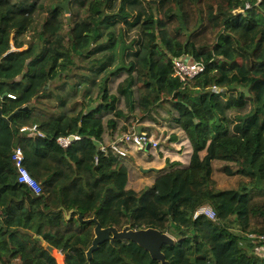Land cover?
Masks as SVG:
<instances>
[{"label": "trees", "instance_id": "trees-1", "mask_svg": "<svg viewBox=\"0 0 264 264\" xmlns=\"http://www.w3.org/2000/svg\"><path fill=\"white\" fill-rule=\"evenodd\" d=\"M64 2L0 0V264H164L126 239L89 259L79 212L176 232L170 264H264V0ZM175 58L204 70L182 80ZM135 131L158 145L118 140Z\"/></svg>", "mask_w": 264, "mask_h": 264}, {"label": "built area", "instance_id": "built-area-1", "mask_svg": "<svg viewBox=\"0 0 264 264\" xmlns=\"http://www.w3.org/2000/svg\"><path fill=\"white\" fill-rule=\"evenodd\" d=\"M174 65H175V70L176 73L180 76L182 80L188 81L196 77L200 72L204 70V65L200 62H190L186 58H175L174 59ZM11 97H14V95H10ZM23 130L29 131V132H36L39 135H44L41 131L38 130L37 125L34 126H24ZM82 137L77 134H69L66 136H59L57 138L58 144L63 148L67 149L71 146V144L74 141L80 140ZM127 140V141H132L140 146L144 145H152V146H157L158 142L156 140H153L152 138L149 139L146 134H141L139 132H132V133H127L125 134L122 138L118 140ZM117 140L115 142L111 143V147L114 149H118ZM99 149L101 151L107 152V146L100 144ZM12 160L14 163V166L17 169L18 173V181L20 183H23L27 185L30 190L36 194L40 195L43 192V188L41 183L31 174L29 169L25 166V154L21 146L16 145L12 148ZM96 162H98V157H96ZM200 215H205L208 216L212 219H216L217 213L216 211L209 206H204L201 207L196 213H195V218L200 216ZM261 239L264 241V235L261 236ZM58 253L60 255H65L61 250L57 249ZM259 253L264 255V245L259 248ZM66 258V256H65ZM65 258L62 260L63 264H66ZM58 262V261H57ZM58 264H60L58 262Z\"/></svg>", "mask_w": 264, "mask_h": 264}, {"label": "water", "instance_id": "water-1", "mask_svg": "<svg viewBox=\"0 0 264 264\" xmlns=\"http://www.w3.org/2000/svg\"><path fill=\"white\" fill-rule=\"evenodd\" d=\"M70 1L71 0H65V2L62 4V7L67 13H70ZM5 95L6 94H4L3 97ZM0 115H2L1 106ZM3 118L6 121H9V118ZM78 214L82 221L95 223V237L91 247L87 251V256L89 259L92 258L94 251L98 249L101 243L105 241H111L112 243H115L116 239H126L138 243L140 246L149 251L154 259L160 260L164 264H170V262L166 259L165 253L163 252V246L165 244L174 245L176 243L174 237H172L171 234L162 233L161 231L154 228L133 229L130 225L125 226L122 230H119L114 226L102 227L101 223L96 217L84 219L80 212ZM36 238L43 241L44 237L37 235Z\"/></svg>", "mask_w": 264, "mask_h": 264}, {"label": "rangeland", "instance_id": "rangeland-1", "mask_svg": "<svg viewBox=\"0 0 264 264\" xmlns=\"http://www.w3.org/2000/svg\"><path fill=\"white\" fill-rule=\"evenodd\" d=\"M210 4H212V2L211 1H207L206 7L209 6ZM170 234H171L172 237H174V239H176V240L178 239V235H177L176 232H173V233H170ZM254 237H257V236L255 235ZM51 252H52V254L55 255L57 261L60 264H63L62 260L65 258V255H60L58 253V250L57 249H52ZM17 264H19V263H17Z\"/></svg>", "mask_w": 264, "mask_h": 264}, {"label": "clouds", "instance_id": "clouds-1", "mask_svg": "<svg viewBox=\"0 0 264 264\" xmlns=\"http://www.w3.org/2000/svg\"><path fill=\"white\" fill-rule=\"evenodd\" d=\"M204 206H209V205H204ZM204 206H201V207H204ZM201 207H199L197 210H196V212L201 208ZM209 207H212V206H209ZM213 208V207H212ZM214 209V208H213ZM215 210V209H214ZM216 211V210H215ZM195 212V213H196ZM194 216H195V214H194ZM201 216H205V215H201ZM199 217V216H198ZM206 217H208V216H206ZM197 218V217H196ZM210 218V217H209ZM212 219V218H211ZM216 219H217V217H216Z\"/></svg>", "mask_w": 264, "mask_h": 264}]
</instances>
